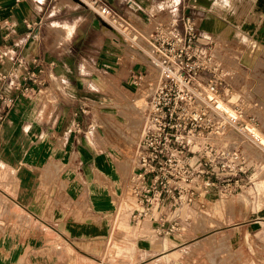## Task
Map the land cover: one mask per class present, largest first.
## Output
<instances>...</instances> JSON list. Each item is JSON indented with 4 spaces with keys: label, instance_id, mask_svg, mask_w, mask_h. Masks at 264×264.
Masks as SVG:
<instances>
[{
    "label": "crops",
    "instance_id": "0c3cea01",
    "mask_svg": "<svg viewBox=\"0 0 264 264\" xmlns=\"http://www.w3.org/2000/svg\"><path fill=\"white\" fill-rule=\"evenodd\" d=\"M84 1L0 0V74L11 75L0 81V91L14 98L0 133V264H106L103 252L118 220L135 239L134 264L155 263L185 244L156 235V220H133L137 201L130 182L138 143L126 170L82 136L88 103L107 91L145 87L150 95L157 72L144 52L156 26L169 20V1L103 0L127 23L125 37ZM194 1L202 41L211 42L218 57L263 69L264 0ZM142 72L146 82L137 88L130 80ZM209 207L196 211L197 229ZM158 215L173 220L169 207Z\"/></svg>",
    "mask_w": 264,
    "mask_h": 264
},
{
    "label": "built area",
    "instance_id": "2783aa9c",
    "mask_svg": "<svg viewBox=\"0 0 264 264\" xmlns=\"http://www.w3.org/2000/svg\"><path fill=\"white\" fill-rule=\"evenodd\" d=\"M85 1L109 30L127 36L129 27L117 10L103 0ZM168 1L169 20L156 26L144 52L157 76L146 103L130 182L137 201L133 220H156L158 236H170L182 229L176 214L216 192L218 167L225 168L220 172L230 167L234 177L247 174L249 161L245 156L218 148L212 140L232 130L245 133L248 126H253L241 97H235L231 72L214 55L212 43L202 41L193 15L196 2ZM10 77L0 74V81L9 82ZM146 78L142 72L132 76L130 82L139 88ZM15 87L22 93L30 90ZM220 102L234 115L221 108ZM13 104L14 98L0 91V133ZM166 207L171 209L172 221L158 215Z\"/></svg>",
    "mask_w": 264,
    "mask_h": 264
},
{
    "label": "rangeland",
    "instance_id": "374dc122",
    "mask_svg": "<svg viewBox=\"0 0 264 264\" xmlns=\"http://www.w3.org/2000/svg\"><path fill=\"white\" fill-rule=\"evenodd\" d=\"M86 3L84 1L85 6ZM213 53L217 56L216 49ZM220 57L217 59L231 72L235 97H241L242 106L255 123L252 125L262 135L253 127L249 132L254 131L264 138V67L250 70L242 63L243 67H238L225 61L230 56ZM236 58L231 56L233 63ZM105 94L100 100L88 103L89 126L82 136L94 151L106 153L116 166L127 170V163L140 138L139 115L149 91L145 87L139 90L125 87ZM132 121L138 123L136 129L131 125ZM212 141L218 148L239 151L249 161L250 170L246 175L234 177L230 167L224 172L220 171L225 168L218 167L216 197L213 200L199 199L194 207L176 214L182 229L173 232V236L183 239L185 244L170 251L169 257L159 259V256L152 264H264V150L241 132H228ZM126 196L133 202L130 194ZM209 206L212 209L204 221L205 227L197 229L196 211L207 213ZM115 228L110 245L103 252V262L134 264L132 255L136 242L130 229H125L120 220ZM125 259L130 261H121Z\"/></svg>",
    "mask_w": 264,
    "mask_h": 264
},
{
    "label": "bare ground",
    "instance_id": "6f19581e",
    "mask_svg": "<svg viewBox=\"0 0 264 264\" xmlns=\"http://www.w3.org/2000/svg\"><path fill=\"white\" fill-rule=\"evenodd\" d=\"M220 107L223 108V109H225L229 114L234 115V111H233L229 106H226L224 103L220 102ZM250 127H253V126H248V127H247V131H246L244 134H245L247 137H249L250 139H251V138L256 139L257 142H255V143H256L260 148H262V150H264V140L261 139V138L259 137V135H258L257 133H255L254 131H250V132H249V128H250ZM253 128H254V127H253ZM255 129L259 132V134L262 135V133H261L257 128H255ZM230 132L236 133L235 130H232V131H230ZM249 133H251V135H249Z\"/></svg>",
    "mask_w": 264,
    "mask_h": 264
}]
</instances>
